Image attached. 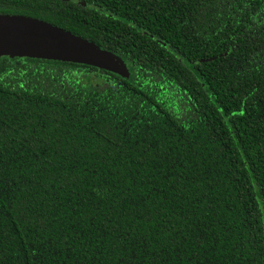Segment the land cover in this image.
I'll use <instances>...</instances> for the list:
<instances>
[{"label":"trees","instance_id":"16d2710c","mask_svg":"<svg viewBox=\"0 0 264 264\" xmlns=\"http://www.w3.org/2000/svg\"><path fill=\"white\" fill-rule=\"evenodd\" d=\"M0 16L128 72L0 56V264H264V0H0Z\"/></svg>","mask_w":264,"mask_h":264},{"label":"water","instance_id":"95a60500","mask_svg":"<svg viewBox=\"0 0 264 264\" xmlns=\"http://www.w3.org/2000/svg\"><path fill=\"white\" fill-rule=\"evenodd\" d=\"M3 55L65 60L117 71L114 58L93 45L21 17L0 16V56Z\"/></svg>","mask_w":264,"mask_h":264},{"label":"rangeland","instance_id":"374dc122","mask_svg":"<svg viewBox=\"0 0 264 264\" xmlns=\"http://www.w3.org/2000/svg\"><path fill=\"white\" fill-rule=\"evenodd\" d=\"M114 60H115V66H116L117 72L127 75L128 72L126 70V67L123 64V61L119 58H114Z\"/></svg>","mask_w":264,"mask_h":264}]
</instances>
